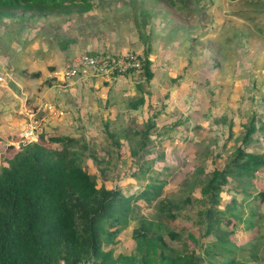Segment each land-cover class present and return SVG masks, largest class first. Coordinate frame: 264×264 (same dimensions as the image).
Masks as SVG:
<instances>
[{
    "label": "rangeland",
    "instance_id": "obj_1",
    "mask_svg": "<svg viewBox=\"0 0 264 264\" xmlns=\"http://www.w3.org/2000/svg\"><path fill=\"white\" fill-rule=\"evenodd\" d=\"M186 8H171L163 0H96L93 8L81 15L37 17L15 12L0 22V116L13 102L12 91L20 98L25 95L26 104V59L35 58L38 71L51 74L53 80L46 81L58 85L79 81L78 110L81 107L87 114L78 116L76 128L53 134L69 132L88 147L87 154L94 160L85 156L83 166L97 185L123 191L138 188L140 181L131 177L136 166L129 142L138 139L135 132L148 119L154 122L149 132L153 143L144 157L156 158L148 174L165 182L155 200L175 195L194 165L203 164L206 172L221 166L222 157L240 145L248 123L255 129L245 150L264 153V0H189ZM140 9L149 14L145 30L136 26V10ZM146 48L152 71L147 86L141 79L140 64L108 81L81 73L86 70L69 79L53 77L84 54L140 58ZM44 58L61 59V64L51 65L50 61L44 65ZM136 84L143 85L147 94L142 104L129 109L127 104L141 94ZM99 86L108 89L95 94L94 88ZM48 103L50 111L64 113L53 100ZM172 123L170 132L155 136L156 127ZM25 124L24 115L21 128ZM105 126L114 133V142L118 140L117 150L105 137ZM42 129V135L56 136L45 135L48 131L45 126ZM18 132L0 137V165H6L11 156L8 146ZM256 186L264 190V178ZM226 194L222 193L225 199ZM137 202L144 215L155 214V201L147 206ZM218 206L223 208L224 203ZM239 206L243 217L250 208L257 211L255 223L247 230L236 222L238 227L230 238L236 244L253 240L258 260L244 264H264V202ZM188 211L192 217L193 208ZM131 226L118 234L114 254L131 251ZM242 250L239 257L245 253Z\"/></svg>",
    "mask_w": 264,
    "mask_h": 264
},
{
    "label": "trees",
    "instance_id": "obj_2",
    "mask_svg": "<svg viewBox=\"0 0 264 264\" xmlns=\"http://www.w3.org/2000/svg\"><path fill=\"white\" fill-rule=\"evenodd\" d=\"M95 1L0 0V22L15 12L37 17L50 13L81 15L91 10ZM163 1L171 8L183 10L187 9L189 0ZM136 11V26L142 28L148 24V13L142 9ZM137 58L141 79L147 86L152 77L149 48ZM135 87L141 94L127 104L129 109L142 104L147 94L143 85ZM153 127L154 122L146 120L135 132L138 139L129 142L136 166L131 177L140 182L135 190L126 188L127 193L119 187L97 185L94 176L83 166L85 156L93 160L94 156L87 154L88 147L73 136L41 134L36 142L20 145L18 149L8 146L11 156L6 165H0V264L257 261L253 240L236 244L230 238L238 227L236 222L247 230L255 223L257 211L250 208L243 217L239 205L264 202V190L256 186L264 178V153L245 150L254 124L244 126L240 145L222 157L221 166L206 172L203 164L194 165L179 184L177 193L159 200L155 199L165 182L148 174L156 158L144 157L153 143L149 136ZM172 128L173 123L156 127L155 136L165 135ZM104 134L117 150L119 143L114 142V133L105 126ZM223 192L227 193V199L223 198ZM138 200L145 206L155 201V214L149 217L140 212ZM222 202L224 206L220 208ZM192 208L191 217L188 210ZM130 225L131 251L114 254L118 234ZM240 250L245 253L239 257Z\"/></svg>",
    "mask_w": 264,
    "mask_h": 264
},
{
    "label": "crops",
    "instance_id": "obj_3",
    "mask_svg": "<svg viewBox=\"0 0 264 264\" xmlns=\"http://www.w3.org/2000/svg\"><path fill=\"white\" fill-rule=\"evenodd\" d=\"M149 59L151 61V58ZM26 61V72H28L26 74V104L24 103L25 95L20 98L17 94V91L11 92L13 94V102L11 101L9 103L5 114L3 116H0V137L15 134L14 132L20 130L24 119L25 109H37L42 104L50 105L48 101L51 100H53L55 104L58 105L59 110H63L64 113L58 115L57 111H49L48 113L44 111L40 114L44 117L43 126H45V131H48V133L45 135L74 136L73 134H69V132H65L63 134L53 133L60 131L63 132V129L65 128H76L78 124V116L80 115L81 117V115L87 114V112H85L81 107L78 110V79L73 81H67L64 85H58L57 83L52 81L53 79L50 76L51 74H49L48 72L45 73L38 71L36 64L34 63L35 58L32 60L26 59ZM50 61L52 63L51 65L59 66L61 64V59L57 58H53L52 60H47L44 58L43 63L44 65H48ZM30 71L36 72L33 75H30ZM99 78L108 81L109 79L114 77L99 76ZM47 79L52 80L46 81ZM129 88L132 89L131 87ZM84 89L85 88L81 89L82 95L84 94ZM94 89L95 94H97V90H100V92L105 91L108 89V86H99ZM86 90H90V88ZM86 108L89 109V106H87ZM84 117L85 119L87 118V116Z\"/></svg>",
    "mask_w": 264,
    "mask_h": 264
},
{
    "label": "built area",
    "instance_id": "obj_4",
    "mask_svg": "<svg viewBox=\"0 0 264 264\" xmlns=\"http://www.w3.org/2000/svg\"><path fill=\"white\" fill-rule=\"evenodd\" d=\"M139 64L138 59L131 55L113 57L103 54L88 53L82 55L80 58L78 57L72 60L59 72H54L53 77L60 78L61 80L69 79L75 77L79 70H86L87 72L81 73L93 74L96 76H116L130 69H138ZM50 107L51 106L48 104H42L37 109H25V127L19 130L16 140L10 143L9 146L18 149L20 145L36 142L43 131L44 117L40 115V113L44 111L49 112Z\"/></svg>",
    "mask_w": 264,
    "mask_h": 264
}]
</instances>
